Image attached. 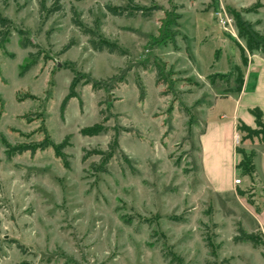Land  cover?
I'll return each mask as SVG.
<instances>
[{
    "label": "rangeland",
    "instance_id": "1",
    "mask_svg": "<svg viewBox=\"0 0 264 264\" xmlns=\"http://www.w3.org/2000/svg\"><path fill=\"white\" fill-rule=\"evenodd\" d=\"M134 1L161 10L119 18L106 8L128 0H62L64 11L45 21L40 0H0L12 21L0 49V264H171L172 252L182 264H264V248L233 240L242 229L264 241V124L241 131L238 122L236 191L212 186L231 178L222 156L207 167L200 150L208 120H229L251 89L245 66L264 54V7L249 9L264 0ZM74 12L128 56L94 52ZM19 31L39 49H22ZM30 52L41 53L38 65L20 78ZM73 81L78 98L63 109ZM96 126L106 131L85 134ZM44 130L68 144L67 165L52 147L9 156L8 147L42 142Z\"/></svg>",
    "mask_w": 264,
    "mask_h": 264
},
{
    "label": "trees",
    "instance_id": "2",
    "mask_svg": "<svg viewBox=\"0 0 264 264\" xmlns=\"http://www.w3.org/2000/svg\"><path fill=\"white\" fill-rule=\"evenodd\" d=\"M80 1V0H78ZM128 6L126 8H115L111 6H107V11L114 17H126L129 13H134V15H141L142 17L149 19L154 16V13L161 10L160 6H145L140 5L136 3L134 0H128ZM263 4H258L255 7H252L249 9L251 13L256 12L258 9L263 8ZM39 11L40 15L46 14L45 21L51 18L52 16L59 14L64 11V7L62 4V0H54L53 5L48 8L46 5L45 0H40L39 2ZM181 17L179 16L178 19ZM74 26L81 32L82 36L88 38V44L90 48L96 52V53H108L110 55H117L119 57H127L128 52L124 50L119 44L110 41L108 39H105L102 37V35L99 33L97 27H90L89 25L85 24L81 18L80 15L76 12L73 13L72 18ZM12 26V21L0 14V49L5 48V45L9 41V37L11 36L10 29ZM20 35V46L22 49L26 50L29 48L32 49H39L37 45L34 44L33 40L28 37V34L23 31H19ZM240 36L244 38L247 42L248 49L251 51L259 50L260 47L258 46L257 42H255L254 38L250 35L248 31L242 26H240ZM174 45H176V42L174 41ZM75 46L74 40L70 41L63 49L64 52L70 51ZM261 51L264 53V49H261ZM40 52L34 53L30 52L27 58L26 63L20 67V73L19 77L24 78L26 77L31 71L34 70V68L38 65L39 59H40ZM165 74L161 70L160 67L157 68V80L156 84L159 86L162 83L161 79L164 80ZM137 87L139 90V100L140 102H143L146 98V89L143 85L142 81L137 82ZM164 95V94H163ZM78 98V94L76 92V83L73 81L70 86V91L65 100L63 101L62 108L64 109L68 102L71 99ZM1 102V100H0ZM251 114L256 119V125L258 127L262 126L264 124V116L260 109H252ZM241 131H245L248 129L249 131H254L252 128L246 126L243 122H241ZM238 128V127H237ZM45 131L46 137L42 142L38 143H32V144H22L18 145L16 147H8L9 148V156H15V155H22L24 153H31V155H35L39 151H45L49 148H54L56 152L57 158L61 159L64 162V165H67V159L66 155L63 154V151L67 147V143L63 145H55L49 138L50 136L47 134V131ZM106 130L102 126H96L92 129L86 130L85 134L88 136H98L101 133H104ZM115 151V144L111 142L108 147V153L106 154L100 153L102 156V159L104 160L105 164H108L113 156ZM238 153L242 155V160L239 163V166L244 163L243 157L244 154L240 150H238ZM252 165H248L249 168V176L253 175V170L251 168ZM234 243L240 244V243H246V244H252L254 248H264V241L261 240L260 236L255 233H247L244 230L240 229L238 231V235L234 237ZM211 245V244H210ZM175 260L171 262V264H182V259L178 257L175 253L170 254ZM264 258V254H263Z\"/></svg>",
    "mask_w": 264,
    "mask_h": 264
},
{
    "label": "crops",
    "instance_id": "3",
    "mask_svg": "<svg viewBox=\"0 0 264 264\" xmlns=\"http://www.w3.org/2000/svg\"><path fill=\"white\" fill-rule=\"evenodd\" d=\"M246 78L252 79L251 89L243 91L235 99V107L232 117L229 120L211 119L200 137V150L204 156L205 163L211 164L213 156H222V164L228 170L230 180L227 182L215 178L212 179V186L219 191L237 190L235 185L236 175L239 172L238 165L242 155L238 153L235 146V135L238 122L254 129L256 119L251 114L252 109H260L264 116V54L254 51L249 56L245 66ZM219 161V160H217Z\"/></svg>",
    "mask_w": 264,
    "mask_h": 264
},
{
    "label": "built area",
    "instance_id": "4",
    "mask_svg": "<svg viewBox=\"0 0 264 264\" xmlns=\"http://www.w3.org/2000/svg\"><path fill=\"white\" fill-rule=\"evenodd\" d=\"M240 142H241V136L238 133H236V135H235V146L237 147L240 144ZM241 184H242V180L241 179H236L235 180V185L236 186H240Z\"/></svg>",
    "mask_w": 264,
    "mask_h": 264
}]
</instances>
